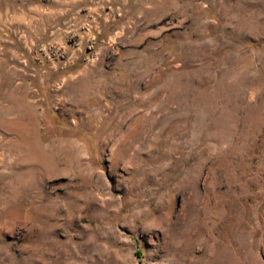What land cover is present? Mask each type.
I'll use <instances>...</instances> for the list:
<instances>
[{"label":"rangeland","instance_id":"374dc122","mask_svg":"<svg viewBox=\"0 0 264 264\" xmlns=\"http://www.w3.org/2000/svg\"><path fill=\"white\" fill-rule=\"evenodd\" d=\"M0 264H264V0H0Z\"/></svg>","mask_w":264,"mask_h":264}]
</instances>
